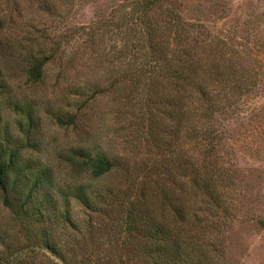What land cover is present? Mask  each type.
Instances as JSON below:
<instances>
[{
	"label": "rangeland",
	"instance_id": "rangeland-1",
	"mask_svg": "<svg viewBox=\"0 0 264 264\" xmlns=\"http://www.w3.org/2000/svg\"><path fill=\"white\" fill-rule=\"evenodd\" d=\"M41 1L52 7L53 17L40 9ZM137 1L0 0V16L8 18L0 42L6 74L0 144L19 148V165L30 179L45 174L25 208L16 192L6 198L0 191V259L149 264L145 235L125 230L126 210L135 204L166 225L175 219L172 210L184 207L189 220L172 227L193 243L194 264H264V0H161L145 15L151 30L136 18L143 15ZM183 30L207 45L199 51L204 62L216 56L226 61L218 62L222 70L240 71V92L210 87L229 109L212 121L222 139L208 195L192 186L185 164L172 158L182 147L199 159L204 150L196 141L174 134L165 151L148 141L147 71H165L166 60L184 47ZM7 49L24 58L52 54L45 81L30 84L20 62L4 58ZM162 91L152 92L160 124L167 122ZM18 104L33 108V124ZM61 109L78 115L76 126L58 125ZM76 148L105 153L116 167L94 180L68 162ZM81 190L92 209L75 198Z\"/></svg>",
	"mask_w": 264,
	"mask_h": 264
},
{
	"label": "trees",
	"instance_id": "trees-1",
	"mask_svg": "<svg viewBox=\"0 0 264 264\" xmlns=\"http://www.w3.org/2000/svg\"><path fill=\"white\" fill-rule=\"evenodd\" d=\"M41 2L40 9L45 14L53 17L54 12L52 7L48 6L46 2ZM160 2L161 0L137 1L141 9H143V15H138L136 18L148 30H151L152 27L146 21L145 15L150 10L155 9ZM7 19L3 15L0 16V42H3L5 39L1 33H3L4 24ZM190 33L185 30L182 31L179 41L184 47L179 50L176 58L166 60L168 63L166 64L165 71H147L149 73L148 83L151 88V95L147 100V107L151 111L147 133L149 137L148 141L152 142L160 151L170 148L169 146L171 145L167 139L171 136L173 137L174 134L177 136V139L185 137L190 141H196L202 147L204 152L199 159L188 156L181 150L182 147L178 149L177 155L172 158L174 160L176 158L185 164V167H183L184 172L188 176L191 175L190 178L193 180L192 186L196 190H201L208 195L207 193L213 190V181L215 179V175L210 174L211 171L209 170L215 162H218L216 161L218 160L217 152L219 151L220 140L222 139V136L217 135L213 129L212 121L215 120L216 115L229 109V107H226L228 104L221 105V103H218L214 99L216 96L213 95L210 87L218 85L217 87L227 90L234 86L232 87L234 92H238L241 87L238 84L240 83V71L222 70L224 68L223 66H217L218 62L226 64V61L222 59V62L216 56H210L204 62V52L201 53L199 51L200 49L205 50L207 45L202 42L199 43L197 39H190ZM6 52L7 55L4 54V58L13 63L20 62V65L25 70L22 71L23 75L30 84L34 85L45 81V68L54 60L52 54L37 56L29 52L31 55H26L24 58L20 55L21 53L17 54L14 50L7 49ZM212 65L217 66L215 70L198 71L204 66L210 68ZM241 77L245 78L244 73ZM5 81L6 74L0 65V96L4 93L6 87ZM161 90H163L161 100L165 108L164 120L167 121L163 124L155 121L153 116L154 109L158 106L155 94H159ZM152 92H155V94ZM17 108L26 118L29 125L34 123V111L30 105L18 104ZM195 115L196 120L192 117ZM77 116L70 113L66 114L65 110L61 109L55 117L59 126L72 127L76 126ZM189 120H193V127H188ZM19 156L20 150L18 147L10 149L8 146L0 144V191L6 198L12 192H16L20 208H25L32 203L34 194L45 178V174L39 172L35 176L32 175L34 178L30 179L25 168L19 165ZM67 160L72 167L85 169L94 180L103 179L116 167V162L105 153L92 154L86 148L72 149ZM211 194L210 196L213 195ZM75 198L86 208L92 209L90 199L82 190L78 194H75ZM126 213L128 221L125 228L126 232L131 235L142 233L148 240L145 253L149 264H194L193 243L186 241L185 238L187 236H185L186 234L183 231L178 230L179 227H172L173 222L174 224H184V222L189 220V213L184 211V207H175L172 210V217L175 219L171 224L168 222L169 225L159 223L156 219L147 217L135 204L129 206ZM185 232L189 233L187 230ZM189 237V240H193V237ZM21 263V257L15 259L13 262L9 259H0V264ZM121 264L128 263L122 262Z\"/></svg>",
	"mask_w": 264,
	"mask_h": 264
}]
</instances>
